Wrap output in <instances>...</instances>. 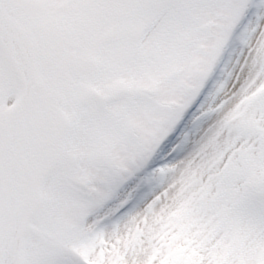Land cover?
<instances>
[{
    "label": "snow or ice",
    "instance_id": "obj_1",
    "mask_svg": "<svg viewBox=\"0 0 264 264\" xmlns=\"http://www.w3.org/2000/svg\"><path fill=\"white\" fill-rule=\"evenodd\" d=\"M0 264H264V0H0Z\"/></svg>",
    "mask_w": 264,
    "mask_h": 264
}]
</instances>
